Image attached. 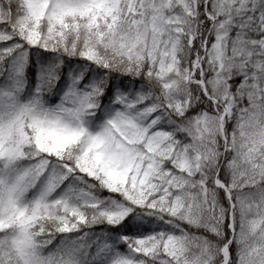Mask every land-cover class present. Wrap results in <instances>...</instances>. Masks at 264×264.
<instances>
[{
	"label": "snow or ice",
	"instance_id": "1",
	"mask_svg": "<svg viewBox=\"0 0 264 264\" xmlns=\"http://www.w3.org/2000/svg\"><path fill=\"white\" fill-rule=\"evenodd\" d=\"M0 264H264V0H0Z\"/></svg>",
	"mask_w": 264,
	"mask_h": 264
}]
</instances>
